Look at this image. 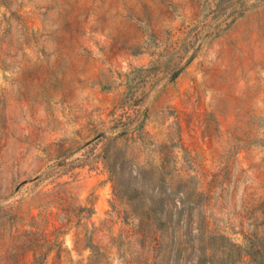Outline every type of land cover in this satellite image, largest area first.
<instances>
[{
    "label": "rangeland",
    "instance_id": "obj_1",
    "mask_svg": "<svg viewBox=\"0 0 264 264\" xmlns=\"http://www.w3.org/2000/svg\"><path fill=\"white\" fill-rule=\"evenodd\" d=\"M0 264H264V0H0Z\"/></svg>",
    "mask_w": 264,
    "mask_h": 264
},
{
    "label": "trees",
    "instance_id": "obj_2",
    "mask_svg": "<svg viewBox=\"0 0 264 264\" xmlns=\"http://www.w3.org/2000/svg\"><path fill=\"white\" fill-rule=\"evenodd\" d=\"M161 206V205H160ZM156 210V209H155ZM158 210V209H157ZM156 210V211H157ZM152 226H154L156 232H167V222L164 218H162L161 216L155 218L152 221ZM144 224V222H143ZM162 236V234H161Z\"/></svg>",
    "mask_w": 264,
    "mask_h": 264
}]
</instances>
